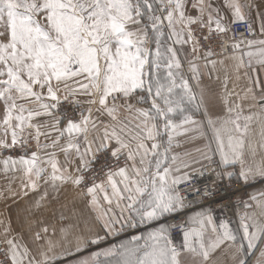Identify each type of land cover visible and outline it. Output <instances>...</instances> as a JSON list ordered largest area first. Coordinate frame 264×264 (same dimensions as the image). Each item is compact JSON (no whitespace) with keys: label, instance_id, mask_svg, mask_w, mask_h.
<instances>
[{"label":"snow or ice","instance_id":"6c2138e0","mask_svg":"<svg viewBox=\"0 0 264 264\" xmlns=\"http://www.w3.org/2000/svg\"><path fill=\"white\" fill-rule=\"evenodd\" d=\"M228 61L231 75L216 77L225 115L213 118L209 90L191 81L199 88L201 68L211 78ZM205 127V150L172 151ZM211 164L221 179H264V0H0V201L6 212L28 202L19 231L0 214V264H53L104 239L50 222L64 186L86 187L110 235L182 214L190 201L177 186ZM242 204L239 231L201 208L77 264H208L218 250L224 264H264V192Z\"/></svg>","mask_w":264,"mask_h":264},{"label":"crops","instance_id":"0c3cea01","mask_svg":"<svg viewBox=\"0 0 264 264\" xmlns=\"http://www.w3.org/2000/svg\"><path fill=\"white\" fill-rule=\"evenodd\" d=\"M201 65L203 61L200 62ZM201 71L204 73L200 80V87H196V81L192 80L191 84L199 93L200 88H206L209 90L206 100L208 103V109L213 118L219 116L223 117L225 115L223 107L216 96L220 93L221 83L216 79L217 76L220 77V80H223L225 72H228L231 75V62H226L225 66L217 65L216 71L212 73L211 78H209L208 70L201 68ZM189 76V75H188ZM190 77V76H189ZM245 81H241L236 90L239 91L241 87H243ZM229 88H232V84H229ZM146 106V105H145ZM204 109H201V113L199 114V119H201L202 113ZM245 114H247V107L245 106ZM253 130L258 131L257 126L253 125ZM212 138L211 130L205 127L200 134H191L189 136H178L176 137V142L173 144L172 151L174 153L180 154L183 156L184 153H189L191 155H196V149L205 150L206 146L209 144ZM212 149L215 150V143L211 144ZM34 148V144L32 145ZM208 155H213L212 152H209ZM219 159L218 155L213 156ZM259 158V157H258ZM62 159V157H61ZM210 165H208L205 169H208ZM204 169V170H205ZM226 171H234L235 173H239V165L237 164L235 169L228 168ZM200 172L197 171L192 174V176L198 175ZM230 180H234L238 183H242L245 186V191L243 195L240 197L241 201H248L249 197L253 194H259L260 192H264V179L257 177L255 180H249L247 182L238 179V175H233ZM3 184V180L0 179V185ZM86 192V188L82 186L80 188H74L71 185H67L62 187L59 194L55 196L53 203L49 205L48 215L51 223L56 224L58 227L60 226H72L76 231H82L87 234L89 231L91 232H99V234L104 237V239L100 240L97 245H88L81 249V251L77 252L74 248L70 250L68 254H60L56 261L53 264H77L78 261L83 260L85 258L90 257L91 253L101 251L102 249H106L111 247L112 245H119L122 242H127L131 240V237L134 235H142L153 228L158 227L160 223L168 224L165 221V217H161L159 221H153L150 224L146 225H138L137 228H125L123 231H116L113 234L106 235L105 231L101 229V227L95 222V213L92 210L91 206L88 203V196L84 193ZM27 201L21 200L18 201L15 207H11L12 201H8V206L10 211H5V204L3 201H0V214L3 216H11L13 221V227L17 228L19 231V222L20 217L25 215V209L27 208ZM205 209H210L208 207H204ZM201 208L191 211L188 215H192L195 212L200 211ZM213 216L216 219L217 224L221 219H226L220 211H214ZM171 214H168V216ZM228 220V219H226ZM230 227L234 231H239V223L233 222L229 220ZM119 229L120 225L116 226ZM59 236V234H57ZM69 238H71V234H69ZM171 238L177 246L183 243V235L182 232L176 236H172ZM102 264L106 262L109 258L104 256H100L98 258ZM228 259V257L224 254L223 250H218L215 252L208 264H216L217 261L220 264H224V262Z\"/></svg>","mask_w":264,"mask_h":264},{"label":"built area","instance_id":"2783aa9c","mask_svg":"<svg viewBox=\"0 0 264 264\" xmlns=\"http://www.w3.org/2000/svg\"><path fill=\"white\" fill-rule=\"evenodd\" d=\"M214 159L219 160L217 157ZM106 158L101 157V160L95 164L97 169L96 173L89 174V179L93 175L96 176L97 182L104 179V173L107 171L106 168H103ZM111 164V161H108ZM216 168V164H211L208 169H205L203 173L201 172L198 175L192 176L190 184L181 183L177 186L178 191L184 195L190 203L187 208L183 210L182 214H171L165 218V221L168 224H175L179 221H182L187 218V215L196 209L208 207L214 211H220L221 214L228 220L238 222L240 221V215L244 211L242 201L238 197V194L242 191H245V186L242 183L230 180L227 176L223 179L218 177L212 169ZM102 170V171H101ZM86 188L85 186H82ZM208 189L211 193L206 198L203 196H194L193 192L196 189H199L200 193H203L205 189ZM232 192L233 195L225 202L213 201L216 195L222 194L227 195ZM181 233L179 228H173L171 230V235L176 236Z\"/></svg>","mask_w":264,"mask_h":264},{"label":"rangeland","instance_id":"374dc122","mask_svg":"<svg viewBox=\"0 0 264 264\" xmlns=\"http://www.w3.org/2000/svg\"><path fill=\"white\" fill-rule=\"evenodd\" d=\"M184 71H185L189 76H191V72L189 71L186 62L184 63ZM64 107H65V109H69V108H70V106H69L67 103H65ZM196 119H199V114H197ZM211 146H212V145H211ZM5 155H8V153H5ZM243 192H244V191H242L241 193L238 194V197H239V198L243 195Z\"/></svg>","mask_w":264,"mask_h":264},{"label":"bare ground","instance_id":"6f19581e","mask_svg":"<svg viewBox=\"0 0 264 264\" xmlns=\"http://www.w3.org/2000/svg\"><path fill=\"white\" fill-rule=\"evenodd\" d=\"M233 195L232 192L228 193L227 195H222L219 193V195H216L213 201L219 202H225V200L229 199V197Z\"/></svg>","mask_w":264,"mask_h":264}]
</instances>
